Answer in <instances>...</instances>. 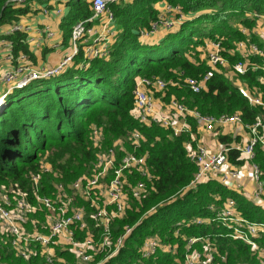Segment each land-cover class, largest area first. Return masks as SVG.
Instances as JSON below:
<instances>
[{"label": "trees", "instance_id": "16d2710c", "mask_svg": "<svg viewBox=\"0 0 264 264\" xmlns=\"http://www.w3.org/2000/svg\"><path fill=\"white\" fill-rule=\"evenodd\" d=\"M27 1L0 0V40L3 39L0 46L5 47L7 41L11 42L10 66L18 63L16 58L23 53L28 64L41 67L34 63L36 56L29 49L24 30L1 31L3 25H12L29 11ZM62 1L67 6V13L61 21L66 43L68 39L70 42L73 23L91 15L92 0ZM158 1L162 0L111 3L118 30L106 56H84L79 45L78 51L59 71L31 78L11 88L3 82L5 88L0 94V186L17 185L33 200V173L40 174V192L49 195L54 192L52 181L68 184L77 177L92 173L93 162L100 150L91 138L92 126L102 129L101 147L105 148L114 145L117 138H123L125 149L131 150L127 135L133 129L143 134L144 139L136 152L146 155L145 165L152 177L146 180L148 191L139 199L128 197L124 214L111 224L113 237L123 231L124 225H132L123 246L111 261L137 259L138 247L145 237L156 234L163 242L177 243V252L172 254L158 249L144 258L145 264H180L176 258L181 259L183 255V237L218 232L222 228L215 224L190 223L183 224L176 232V222L182 218L212 215L208 205H220L227 196L235 199L244 216L264 221L263 207L243 193L224 186L216 178L190 185L196 164L188 155L190 135L187 132L173 135L169 128L158 122H140L131 112L135 101V76L156 75L167 81L164 88L155 90L165 103L175 99L202 114L237 113L243 122H253L254 116L263 109L248 101L239 90V83L251 91L261 92L264 97L263 83L258 78L264 74L262 69L236 73L233 79L226 75L224 68H220L213 72L206 81V88L200 91L190 89L183 79L185 76L198 77L209 68L204 59H199L201 49L196 58L186 53L189 47L202 45L204 39L220 40L222 53L229 62L241 58L239 52L230 48L246 35L241 26L232 25V18L248 27L250 39L263 47L264 40L251 29L257 18L254 13L264 14V0H164L171 5H180L185 18L176 26L166 28L160 37L146 41L142 36L150 33L144 31L157 16L154 4ZM46 51L44 49L43 54ZM251 58L264 61L260 55ZM186 117L195 131L196 119L189 114ZM262 131L264 133V129ZM238 138L218 130L219 142L228 143ZM228 153L232 162H243L238 149L232 148ZM43 156L50 170H41ZM254 161L260 166L264 180V148L261 143L255 146ZM138 178L145 177L134 170L128 174L130 182ZM27 225L31 228L30 222ZM212 239L217 245L216 263L246 261L247 264H259L244 242L215 233ZM259 241L264 244V233ZM14 252L6 244L0 246L1 264H26L29 261ZM56 252L68 261L61 264L72 262L73 257L67 250L57 249ZM98 257L100 254L96 255ZM40 261H44L41 254L30 260L32 264H40Z\"/></svg>", "mask_w": 264, "mask_h": 264}, {"label": "built area", "instance_id": "2783aa9c", "mask_svg": "<svg viewBox=\"0 0 264 264\" xmlns=\"http://www.w3.org/2000/svg\"><path fill=\"white\" fill-rule=\"evenodd\" d=\"M22 3L25 0H13ZM125 0H92V13L88 17L77 19L70 32V42L72 53L67 54L60 63V68L78 51L79 45L84 56H106L109 51L111 37L114 33V14L111 3ZM167 11L171 16L158 14L151 20L149 28L144 32H154L160 27H171L180 23L185 18V13L180 5H171L165 2ZM48 12V7L42 8ZM53 12H61L60 6L54 7ZM257 18L264 20V14L254 13ZM102 20V28L98 31L91 27L94 19ZM23 29L20 22H15L9 30ZM245 33L244 39L235 42L231 51L239 52L240 59L229 62L222 53L223 46L220 40L207 39L204 43L206 51V62L209 65L200 76H185L184 82L193 91H200L206 88V81L213 75L215 70L223 66L229 67L233 74L245 73L247 70L262 69L264 71V61H256L251 56H263L264 46H260L256 41L250 39V30L242 27ZM252 30V29H251ZM254 32V31H252ZM255 33V32H254ZM256 34V33H255ZM264 38V33H258ZM257 35V34H256ZM11 42L5 43V50L8 51V59L12 58L10 53ZM26 56L20 53L14 66L4 68L0 73V81L12 85H22L27 80L40 75H51L57 71L54 66L34 67L27 63ZM227 75V73H226ZM264 87V74L258 76ZM174 83L173 81H171ZM167 84L159 76H135L133 87L134 107L133 116L140 122L149 123L151 121L169 128L173 135L187 132L190 135L188 140V155L196 164V171L190 185L204 182L211 178H216L224 186L231 189H241L243 178L248 173L255 182L253 194L250 199L264 208V180L262 170L254 161L255 146L261 143L264 148V97L261 92L251 91L244 84L239 83V90L254 105H260L262 112L254 116L251 123L242 121L239 114H202L196 109L188 108L181 102L172 99L170 102H156L154 91L164 88ZM167 106L168 109L162 108ZM189 114L196 119V126L205 131L211 132L215 137L219 128L230 126L231 135L240 134L242 130L247 131L248 136L241 142H218V147L210 148L193 131L186 117ZM201 131V130H200ZM91 137L94 144L101 146L103 138L102 129L96 125L92 126ZM126 139L132 146L131 150H126L123 138H117L114 145L97 152L95 167L90 175H83L65 184L56 181L52 195L40 192V174L33 173L32 196L31 199L23 188L17 185L0 186V246L8 245L14 249V253L23 259L29 260L26 264H32L30 260L38 254L44 257L40 264H58L56 260L60 255L57 249L67 250L73 257L70 264H145L144 258L153 255L158 249L168 251L172 254L177 252V243L163 242L156 234L145 237L138 247L139 256L135 260L128 262L111 261L123 246L124 240L129 235L132 225H124L123 231L116 237L112 235L111 224L114 219L122 216L128 206V197L139 199L146 193L152 174L146 168L144 153L138 154L136 149L144 139L143 134L133 129ZM236 148L239 151V158L242 163H234L229 158V150ZM119 153H121L119 155ZM42 171L50 170L48 165H41ZM132 170L144 176L130 182L128 174ZM106 175H109L106 178ZM78 198L79 202H75ZM81 200V201H80ZM213 211L210 216H193L188 219H180L176 222L175 231L185 224H215L221 231L190 235L183 237L185 249L180 259L176 261L180 264H219L216 263L217 245L212 239V235L218 234L240 240L248 245L251 254L258 260L259 264H264V244L259 238L264 233V221L254 220L244 216L237 207L235 199L227 196L220 205L211 203L208 205ZM41 208L46 210L44 219L34 218L35 221L28 220L31 228L26 227L28 214L32 215ZM25 223V224H24ZM92 224V225H91ZM43 228L44 230H39ZM81 233V237H79ZM100 257L96 258V255ZM63 258L62 262L68 263ZM224 258V257H222ZM66 260V261H65ZM62 262H59L61 264ZM64 263V264H65ZM1 264V262H0ZM14 264V263H12ZM239 264H247L242 261Z\"/></svg>", "mask_w": 264, "mask_h": 264}, {"label": "crops", "instance_id": "0c3cea01", "mask_svg": "<svg viewBox=\"0 0 264 264\" xmlns=\"http://www.w3.org/2000/svg\"><path fill=\"white\" fill-rule=\"evenodd\" d=\"M37 1L38 0H28L27 1L29 11L23 14L24 16L23 15L20 16V19L18 20V22H20L23 25L22 30L26 32V35H27L26 40L28 42L29 49L33 52L34 56H36L34 63L37 66H56L64 58L63 57L62 59H60L63 55H61L60 53H53V52L57 50L58 48H61L63 45H66L65 42L63 41V30L61 29V21H62V18L67 13V9H63V8H67V6L66 4H64V1L62 0L38 1L40 3H37ZM45 6L48 7L49 9L48 12H44L42 9H40ZM56 6H60L61 12L59 13L53 12L52 9H54V7ZM154 6L158 10L157 15L158 14H162L164 16L172 15L171 12L167 11L164 0L156 2ZM262 23H264V20H262L261 18H256V22L252 27V31H254L259 37L260 35L258 33L260 31L264 33V25H262ZM90 24L92 25L91 27L95 28L98 31L102 28V20L100 18L94 19L92 22H90ZM176 24H174L171 27L176 26ZM10 27H11L10 24H5L1 27V31L6 33L10 29ZM113 28H114L113 30L114 33L111 37V41H113L114 36L118 30L116 26H114ZM166 28H169V27H160L154 32H151L149 34H144L142 38L147 41L148 39L160 37L161 35L164 34L165 31H167ZM37 29H39V31H37ZM41 30L43 32L42 38L38 37L40 35L39 32ZM54 32L56 33V35H54ZM261 39L264 40V38H261ZM2 41L3 39H1L0 43ZM70 47H71V52L69 54L72 53L71 42H70ZM4 49L3 51L0 52V65H1L0 71L10 66L8 58L6 57L7 51L6 50L4 51ZM44 49H47V51L46 53L43 54ZM200 49L202 53L199 59H204L206 61L205 46L200 47ZM225 67L226 66H223L222 68H225ZM226 68L230 69L229 67H226ZM4 88L5 87H4L3 82L0 81V94L4 91ZM162 108L168 109L167 106H162ZM229 128L230 126H224L220 128L219 129L220 133H227L229 131ZM199 129L201 131L198 130L196 126L198 137L204 143H206L210 148L218 147L219 144L217 142V136L215 137L211 132L205 131L201 127H199ZM240 135L242 136V139H245L247 138L248 133L247 131H243V132L241 131ZM254 185H255V182L252 179V177L248 173H245V177L243 178V187L240 190L239 189H235V190L243 193L245 196L250 198V196L253 194V190L255 187Z\"/></svg>", "mask_w": 264, "mask_h": 264}, {"label": "rangeland", "instance_id": "374dc122", "mask_svg": "<svg viewBox=\"0 0 264 264\" xmlns=\"http://www.w3.org/2000/svg\"><path fill=\"white\" fill-rule=\"evenodd\" d=\"M31 3H33V2H31ZM37 3H40V2H38L37 1ZM47 7V6H46ZM42 8H44V7H42ZM42 8H40V9H42ZM63 9H67V8H63ZM24 16V15H23ZM20 19V18H19ZM18 19V20H19ZM231 23H232V25H237V26H242L241 24H239V22H238V19L237 18H232L231 19ZM116 24V23H115ZM262 25H264V23H262ZM243 27V26H242ZM246 27V26H245ZM248 28V27H247ZM249 29V28H248ZM37 31H39V29H37ZM260 32H262V31H260ZM40 33V35L38 36V37H41L42 38V34H43V32H42V30L39 32ZM54 35H56V33L54 32ZM1 41V40H0ZM204 41V43H205V39L203 40ZM204 43L202 44V45H200V44H198V45H196V46H192V47H189L187 50H186V53H187V55H190V57H192V58H196V55H197V53H198V50H200V47H204ZM66 45H63L61 48H58L57 50H55L53 53H60L61 55H63L60 59H62L63 57H65L67 54H69L70 52H71V47H70V42H69V40L65 43ZM2 45V44H1ZM3 49H4V47L3 46H0V52L1 51H3ZM194 49H196L197 51H194ZM4 51H5V49H4ZM201 53H202V51H200V53H199V57H200V55H201ZM59 59V60H60ZM58 60V61H59ZM57 61V62H58ZM56 63V62H55ZM224 70H225V72L227 73V75H228V77H230V78H233L234 79V74L232 73V71L230 70V69H228V68H224ZM8 87V86H7ZM154 93H155V91H154ZM154 95V97L156 98V102L158 103V102H163V100L161 99V98H159V95H156V93L155 94H153ZM244 130H242V132H243ZM236 137H238L239 136V138L236 140L237 142H241L242 141V136L240 135V134H236L235 135ZM92 138V137H91ZM93 139V138H92ZM102 145V144H101ZM100 149H105V147L103 146V147H101L100 146ZM96 158L98 159V157L96 156ZM42 161H41V164L42 165H49V163L47 162V161H45L44 159V156L42 157ZM96 162V159L94 160V162H93V168L95 167V163ZM48 163V164H47ZM108 176L109 175H106V178H108ZM55 183H56V181H52V187H53V189L54 190H56V187H55ZM15 186V185H14ZM75 202H79L78 201V198L77 199H75ZM44 213H46V210L45 209H43V208H41V210H39V211H37V212H35V213H32V215H30V214H28V219H27V221L25 222L26 223V227H28V225H27V222H28V220L30 219L32 222L33 221H35L34 220V218L36 217V218H39V219H41V220H43L44 219ZM24 223V224H25ZM39 230H44L43 228H38ZM63 261V258L61 257V256H59L58 257V259L56 260V262H62ZM180 261H181V259H180Z\"/></svg>", "mask_w": 264, "mask_h": 264}, {"label": "bare ground", "instance_id": "6f19581e", "mask_svg": "<svg viewBox=\"0 0 264 264\" xmlns=\"http://www.w3.org/2000/svg\"><path fill=\"white\" fill-rule=\"evenodd\" d=\"M60 63H61V61L59 62L58 65L54 66V68L57 69V71H59V69H60ZM7 86H8V88H11V87L14 86V85L10 86L9 83H8Z\"/></svg>", "mask_w": 264, "mask_h": 264}]
</instances>
